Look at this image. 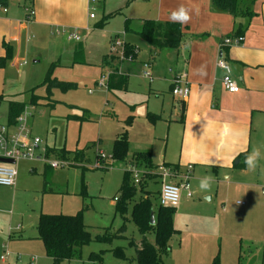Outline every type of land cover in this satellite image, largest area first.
<instances>
[{
	"label": "rangeland",
	"instance_id": "1",
	"mask_svg": "<svg viewBox=\"0 0 264 264\" xmlns=\"http://www.w3.org/2000/svg\"><path fill=\"white\" fill-rule=\"evenodd\" d=\"M115 2L106 0L107 6L112 9L116 7ZM96 5L92 11L96 19L89 21L92 39L86 40L84 33L80 34L79 42H74L61 35L57 37L56 45L54 40L42 42L35 34V39L28 41L26 52H23L27 63L10 67V59L4 66L2 75L6 92L3 96L25 104L22 115L27 114V127L31 134L41 139V148L46 151L43 156L47 160L39 155V161L32 164L14 163L16 180L20 182L15 188L0 187L1 253L29 252L42 257V264H51L45 256L42 242L37 239V215L80 212L83 222L90 227L92 240L82 247L79 258L62 264H97L90 259L91 253H100V264H137L134 247L129 241L138 242L139 232L129 213L123 221L115 212L113 201L123 171L128 170L130 164L111 158L113 144L125 132L128 155L148 150L152 164L158 165L166 153L169 156L177 153L179 135L174 134V128H179V125H171L170 137L166 138L167 123L157 116L161 114L167 119L173 99L168 91L169 83L158 76V72L151 71L150 84L141 70L135 69L124 72L127 75L125 89L107 90L106 80L98 85L101 75L109 73V69L102 64V56L114 54L110 51L112 43L109 36L117 33L121 40L127 39L122 34L125 27L122 14L108 18L100 29L93 30L92 23L105 16L101 6ZM117 10L118 7L113 12ZM130 29L139 28L134 23ZM132 35L136 34L129 31L128 37L132 38ZM136 47V61L140 62L145 59L144 50L138 45ZM125 50L126 46L123 55ZM123 55L116 56L113 61L115 67L121 61L130 62L129 54ZM156 57L161 58L162 55ZM155 58L153 64L157 66L159 60ZM51 79L69 82L75 87L67 90L48 88L47 83ZM33 98L34 104L30 103ZM0 107V112H5L3 104ZM5 120L3 115L0 122ZM61 153H64L63 156ZM53 157L59 158L62 166L52 169L47 161ZM44 164L51 169L46 182L41 174ZM136 170L140 173L145 171L144 168ZM252 173L239 183L227 180L215 183L208 194L199 192L197 186L200 179L193 180L191 177L192 197L187 198L183 192L180 194L177 210L173 214L176 231L169 241V252L162 257L163 264H189L191 256L187 253L197 252L198 239L207 232L211 222L213 227L210 230L222 237L221 245L225 247L228 244L229 248H233L235 260L232 264H237L234 255L237 252L240 253L241 264H264V194L261 192L264 180L256 178L257 170ZM160 185V179L150 185V201L154 210L159 205L157 190ZM209 194L212 199L207 200ZM138 196L134 200L140 199ZM237 201L244 204L237 205ZM122 226L124 230L119 232L120 237L110 241L93 238L106 230L115 233ZM148 240L154 242L152 234L148 235ZM207 244L203 243L204 246ZM117 248L122 251L123 257L117 255Z\"/></svg>",
	"mask_w": 264,
	"mask_h": 264
},
{
	"label": "crops",
	"instance_id": "2",
	"mask_svg": "<svg viewBox=\"0 0 264 264\" xmlns=\"http://www.w3.org/2000/svg\"><path fill=\"white\" fill-rule=\"evenodd\" d=\"M180 3L195 9L191 21L182 26L184 33L182 41L176 48L152 49L138 35L143 20L153 19L162 23L170 22L168 16L171 10ZM115 4L114 9L107 6L106 0H101L97 5L101 6L102 15H107L118 7L119 12L116 14H122L125 20V32L123 31L122 34L125 35L127 40H122L124 46L132 45L136 48V53V45L140 46L144 50L145 57L144 60L137 62L138 55L136 54L132 59L130 58L129 63L119 62L116 66L118 72L126 75L124 72L128 73L137 69L141 70L142 73V64L147 62L150 64L151 71L158 72V76L169 83L168 91L173 99L169 115L167 119L161 114L157 117L167 123L168 133L165 134L166 138L170 137L171 125H179V128L177 126L174 128V134L178 133L179 135V149L172 156L166 153L158 165L178 166L180 171H184L186 166L190 164L193 180L213 173L214 183L212 185H215V183L220 184L222 180L239 183L243 181L244 177L251 176L252 171L256 170V178L263 181L264 0L255 2L254 11L257 15L249 21L247 28L244 30L243 42L223 47L220 46L222 40L233 36L236 26L239 23L243 24L245 19L214 11L211 7V0H134L127 6H123L125 0H116ZM122 6L123 9H121ZM4 8L6 11L0 6V57L5 54L4 43L10 45L13 51V56L9 61L10 67L22 66L27 63L23 59V52H26L28 41L35 39V34L41 38L42 42L54 40L57 45V37L62 36L56 34L55 31L64 27L75 29L80 34L85 33L86 40L92 39V28L89 21L96 19V17H89L88 0H8V5ZM30 9L34 11V15L27 19L28 10ZM96 23H92L93 30L100 29V27H96ZM134 23L139 29L132 31L130 25ZM129 31L136 35L129 38ZM119 36L120 34L117 33L110 35L109 42L113 43L114 38H120L121 36ZM160 55H162L161 58L156 57ZM220 55L230 64L231 75L239 87L237 92H228L222 86L223 71L216 66V60ZM116 56L118 55L115 53L102 56V64L109 69V73L114 66L113 61L117 58ZM154 58L159 60V65L154 66ZM201 64L207 65V76L204 78L194 72V69ZM4 69V67L0 68V106L3 104L5 112H0V118L3 115L6 116L7 101L9 100L3 96V92H6L5 78L2 75ZM174 79H180L182 84L184 82L187 84L189 94L186 98L179 99L172 94L170 86ZM148 81L149 84L152 83V80ZM34 102V100L33 102L30 100L32 104ZM24 115L27 116V114ZM6 121L7 119L4 123L0 122V124H6L12 131L14 124H7ZM225 124L230 125V132L227 135L224 134ZM257 148L261 152L259 166H256L257 169L249 170L246 165L244 168H239L240 153L245 152L248 154ZM137 152L150 151H136L132 154ZM171 159L173 161H169ZM37 161H39V158L19 159L14 163L28 162L32 164ZM129 164V166H132L131 163ZM158 165L152 164L150 168L144 164L135 165L137 168L145 169L140 176V182L136 185L140 184L142 188L137 194L139 198L148 197L150 199L152 192L150 185L157 182L158 179L161 180V185L164 182H176L178 180L176 177L159 178L153 172ZM30 171H33V169ZM50 171L51 169H47L44 164L41 174L45 182ZM165 179L168 181H164ZM19 182L16 180L14 186L4 188H15ZM256 184H258L257 181ZM160 187L157 190V198ZM199 192L208 194L209 191L205 193L199 190ZM116 196L113 198L114 204ZM211 197V194L206 196L207 200L212 199ZM215 197L217 196L215 195ZM236 204L243 205L244 203L240 204L237 201ZM174 209L177 210V206ZM39 215L40 213L36 217L35 229ZM211 224L212 222L207 232L198 239L199 243L195 250L197 252L187 253L186 251L191 256L188 261L189 264H212L215 258L218 259L219 264H232L235 260L233 258V248H229L228 244L225 247L221 245L222 237L219 238L217 234L210 230L213 227ZM217 225L219 227V223ZM20 237L19 235L18 238ZM204 242L208 244L204 246ZM234 255L238 264L240 253L237 252ZM46 257L52 264V260L48 256ZM42 263V257H37L29 252L18 254L11 251L4 253L0 251V264Z\"/></svg>",
	"mask_w": 264,
	"mask_h": 264
},
{
	"label": "trees",
	"instance_id": "3",
	"mask_svg": "<svg viewBox=\"0 0 264 264\" xmlns=\"http://www.w3.org/2000/svg\"><path fill=\"white\" fill-rule=\"evenodd\" d=\"M134 0H125L124 6H127ZM258 0H211V7L214 11L223 12L233 17H241L245 19L243 24L239 23L233 33V36L243 35L249 21L257 15L254 11V4ZM8 0H0V6L6 7ZM119 10L111 12L103 17L102 20L96 23V27H101L105 20L112 15L118 13ZM140 38L148 43L152 49L176 48L184 36L182 26L171 22H158L153 19L143 20L138 32ZM5 54L0 57V68H3L7 61L13 56V51L10 45L4 43ZM136 48L132 45H126L125 55L129 54L132 59L136 55ZM124 55V56H125ZM48 88L56 87L61 90H67L75 87L74 84L51 79L47 83ZM108 90L125 89L127 86V76L120 74L117 67L113 66L106 80ZM172 89V84L170 86ZM35 99H31L33 102ZM25 109V104L14 99L7 101V124H13ZM64 154V153H63ZM63 154H61L63 156ZM66 155V154H65ZM247 154L240 153L238 163L239 168H244L245 164L242 161ZM111 158L116 162L131 163L134 166L144 164L151 167L150 152H137L128 155V147L126 133L123 132L113 144ZM169 166V165H166ZM130 167V166H129ZM178 169V166H170ZM140 184L136 186L133 183L129 170H124L121 178V183L118 188L117 196L115 197V212L125 221L127 214L137 228L140 240L135 242L133 239L129 244L134 247L135 258L137 264H163L162 257L169 250V241L175 233L173 227L174 207H166L158 205L156 210L153 209L152 203L148 197L134 200L138 192L141 191ZM130 205V207H129ZM154 215L153 222L151 217ZM90 227L87 226L82 219L80 212L75 214H44L40 213L37 224V237L41 240L46 256L52 260V264H60L64 261L79 258L82 247L92 240ZM124 226L120 227L115 233L105 231L93 237L100 241H110L114 237H120ZM152 234L154 242L148 240V235ZM117 255L123 257V253L117 248ZM264 253V245H263ZM90 259L97 264L101 262L100 253H91ZM240 259V256H239ZM238 259V264H241ZM212 264H219L215 258Z\"/></svg>",
	"mask_w": 264,
	"mask_h": 264
},
{
	"label": "built area",
	"instance_id": "4",
	"mask_svg": "<svg viewBox=\"0 0 264 264\" xmlns=\"http://www.w3.org/2000/svg\"><path fill=\"white\" fill-rule=\"evenodd\" d=\"M100 0H88V9L90 11L89 17L94 18V13L92 12L95 10V5ZM4 11L6 9L2 7ZM34 15V11L32 9L28 10L27 19H30ZM56 34H60L64 36L67 41H80L81 36L80 33L75 29H68V28H58L55 31ZM244 37L242 35L234 36V37H227L222 40L220 46L226 45H236L242 43ZM112 45L110 50L117 55H123L124 51V42L120 38H114L112 41ZM121 49V51H119ZM124 57V55H123ZM130 58V57H129ZM223 60L226 65L230 66V64L220 55L216 60V66L219 67L223 71V75L221 78L222 86L228 92H237L239 87L237 82L233 79L231 72H226L223 67L219 66V61ZM142 76L147 78L148 80H152L150 64L145 62L142 64ZM107 76L102 75L100 81L98 82L99 85L105 83L107 80ZM235 82L236 91H233V84ZM172 94L179 98H186L189 94V88L187 84L184 82L181 83L180 79H174L172 81ZM25 115L17 116L14 124V129L10 131L9 126L6 124H0V158H11L14 161L19 159H33V158H40L39 155L44 157L46 160L47 158L43 156L45 155V148H41V139L37 136L31 134L30 130L26 125ZM47 163L52 168H58L62 166L59 158H54L52 160L47 161ZM136 166L132 165L129 167V171L131 173V177L133 183L137 185L140 182V173L136 170ZM191 171L192 166L189 164L186 166L184 171H180L179 169H175L170 166L166 165H158L153 170V172L161 179L166 177H176L178 180L176 182H164L159 190L158 195V202L161 206L166 207H175L178 205L180 200L181 192L185 193L187 197H192L191 191ZM16 180V169L13 165L0 163V186L5 187H12L15 184ZM262 193L264 194V187L262 188ZM238 203L242 204L243 202L238 201Z\"/></svg>",
	"mask_w": 264,
	"mask_h": 264
},
{
	"label": "clouds",
	"instance_id": "5",
	"mask_svg": "<svg viewBox=\"0 0 264 264\" xmlns=\"http://www.w3.org/2000/svg\"><path fill=\"white\" fill-rule=\"evenodd\" d=\"M195 11V9L186 6L184 3L178 4L176 8L171 10L168 20L171 23L179 24L181 26L188 24L192 19V14ZM219 66L223 67L226 72H231L230 66L226 65L223 60L219 61ZM194 72L196 75L200 76L201 78H204L207 76V65L201 64L197 68L194 69ZM233 84V91H236V85L235 82H232ZM230 132V125L225 124L224 125V134L227 135ZM261 158V152L260 150L253 149L251 153H248L245 156V159L242 161L249 170H254L257 166V163L259 159ZM214 183V178L211 175H206L202 178H200L198 183V189L201 191H210L212 184Z\"/></svg>",
	"mask_w": 264,
	"mask_h": 264
},
{
	"label": "water",
	"instance_id": "6",
	"mask_svg": "<svg viewBox=\"0 0 264 264\" xmlns=\"http://www.w3.org/2000/svg\"><path fill=\"white\" fill-rule=\"evenodd\" d=\"M0 163L13 164L14 163V159H11V158H0ZM152 222H153V218L151 217V223Z\"/></svg>",
	"mask_w": 264,
	"mask_h": 264
}]
</instances>
